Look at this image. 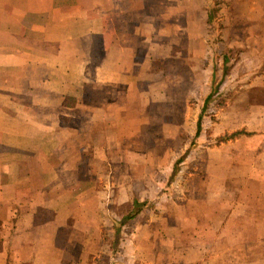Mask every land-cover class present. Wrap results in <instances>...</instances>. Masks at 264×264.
I'll list each match as a JSON object with an SVG mask.
<instances>
[{
    "label": "crops",
    "instance_id": "obj_1",
    "mask_svg": "<svg viewBox=\"0 0 264 264\" xmlns=\"http://www.w3.org/2000/svg\"><path fill=\"white\" fill-rule=\"evenodd\" d=\"M215 1L229 4L0 0V264L85 261L87 232L81 242L67 231L86 228L79 216L96 189L87 181L118 147L128 96H144L167 68L175 85L181 69L193 78ZM263 141V129L246 140L253 152ZM259 178L250 173L239 191L242 213L264 200ZM80 244L75 257L58 247Z\"/></svg>",
    "mask_w": 264,
    "mask_h": 264
},
{
    "label": "rangeland",
    "instance_id": "obj_2",
    "mask_svg": "<svg viewBox=\"0 0 264 264\" xmlns=\"http://www.w3.org/2000/svg\"><path fill=\"white\" fill-rule=\"evenodd\" d=\"M215 2L193 78L181 69L175 85L167 68L144 96H128L118 147L96 164L86 185L96 189L81 199L86 228L67 231L81 242L87 232L86 259L67 257L84 244L58 246L62 264H264V200L238 208L249 174L264 180V141L255 152L246 142L264 130V0ZM134 204L143 206L120 224Z\"/></svg>",
    "mask_w": 264,
    "mask_h": 264
},
{
    "label": "trees",
    "instance_id": "obj_3",
    "mask_svg": "<svg viewBox=\"0 0 264 264\" xmlns=\"http://www.w3.org/2000/svg\"><path fill=\"white\" fill-rule=\"evenodd\" d=\"M240 134H241L240 132H236V133L232 134L231 137H236V136H238V135H240ZM142 206H143V204H142V205H141V204H140V205H139V204H134V209H135V211H132V212L129 214L128 217H126V218L123 219V221H122L121 223L124 224L126 221H128V220L134 218V217L137 215L139 209H140Z\"/></svg>",
    "mask_w": 264,
    "mask_h": 264
}]
</instances>
